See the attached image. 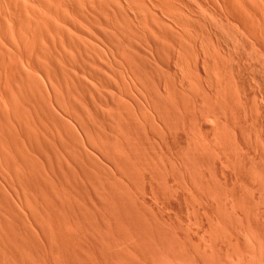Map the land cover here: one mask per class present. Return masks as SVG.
<instances>
[{"label":"bare ground","instance_id":"bare-ground-1","mask_svg":"<svg viewBox=\"0 0 264 264\" xmlns=\"http://www.w3.org/2000/svg\"><path fill=\"white\" fill-rule=\"evenodd\" d=\"M0 264H264V0H0Z\"/></svg>","mask_w":264,"mask_h":264}]
</instances>
